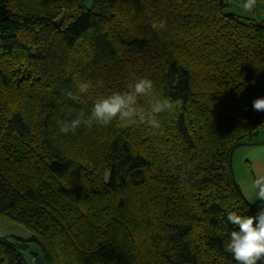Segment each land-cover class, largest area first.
<instances>
[{
    "label": "trees",
    "instance_id": "obj_1",
    "mask_svg": "<svg viewBox=\"0 0 264 264\" xmlns=\"http://www.w3.org/2000/svg\"><path fill=\"white\" fill-rule=\"evenodd\" d=\"M230 1L0 0V215L30 232L0 264L29 243L42 264H237L227 214L255 213L229 152L264 124V19ZM140 78L174 104L159 129L59 132Z\"/></svg>",
    "mask_w": 264,
    "mask_h": 264
},
{
    "label": "clouds",
    "instance_id": "obj_2",
    "mask_svg": "<svg viewBox=\"0 0 264 264\" xmlns=\"http://www.w3.org/2000/svg\"><path fill=\"white\" fill-rule=\"evenodd\" d=\"M257 0H244L243 9L252 12ZM153 30L166 27V21L151 25ZM101 87L102 82H97ZM153 82L147 78H140L127 86L124 92H115L107 97L94 101L90 115L78 113L71 120L59 121V132L67 134L75 132L81 127L91 129L94 125L108 126L116 121L125 126L137 124L146 125L155 131L161 127L158 119L162 113L170 112L174 104L167 98H156L153 93ZM92 84L88 81L80 82L76 92H66L65 95L74 101H79L80 94L89 93ZM145 99L148 109L139 106L141 99ZM178 103V102H177ZM252 109L264 112V96L252 100ZM246 110V109H245ZM255 177L252 187L257 190L260 201L255 215L241 216L235 212L227 214V221L235 226L225 246L237 264H261L264 262V158L253 156L251 158Z\"/></svg>",
    "mask_w": 264,
    "mask_h": 264
},
{
    "label": "rangeland",
    "instance_id": "obj_3",
    "mask_svg": "<svg viewBox=\"0 0 264 264\" xmlns=\"http://www.w3.org/2000/svg\"><path fill=\"white\" fill-rule=\"evenodd\" d=\"M230 2H236V4L238 5H243L244 3L242 0H231ZM261 138H264V132L257 135L252 134L250 137H246L247 141L250 140L251 142L255 140H261ZM257 144L238 145L236 147L234 146L230 158L234 179L243 196L256 210H258L260 201L257 198V190L252 187L255 172L253 170L251 158L253 156L257 157L258 154L254 151H249L252 148L258 147ZM1 236L28 238L30 236V232L23 225L12 221L7 216L0 215V237ZM34 247H36L34 243H29V248L26 251V256L28 257V259L31 258L29 251L31 249L34 250ZM31 264L37 263L32 262Z\"/></svg>",
    "mask_w": 264,
    "mask_h": 264
},
{
    "label": "crops",
    "instance_id": "obj_4",
    "mask_svg": "<svg viewBox=\"0 0 264 264\" xmlns=\"http://www.w3.org/2000/svg\"><path fill=\"white\" fill-rule=\"evenodd\" d=\"M255 11H256L255 13L257 14V16L259 18L264 19V2L256 3ZM261 96H264V92L259 97H261ZM257 115H260L264 119V112H257ZM262 132H264V124L256 132H254L252 134H256L257 135V134H260ZM255 143L256 144L258 143L257 144L258 147L252 148L249 152L254 151V152H256L258 154L257 157L264 158V138H261V140H255V141H252V142L250 140L247 141V139H245L244 141L240 142V144H237L236 146H238V145H249V144L256 145ZM32 260L33 259L31 258L30 261L32 262Z\"/></svg>",
    "mask_w": 264,
    "mask_h": 264
},
{
    "label": "water",
    "instance_id": "obj_5",
    "mask_svg": "<svg viewBox=\"0 0 264 264\" xmlns=\"http://www.w3.org/2000/svg\"><path fill=\"white\" fill-rule=\"evenodd\" d=\"M238 144H240V143H238ZM233 148H234V146L231 148V150H230V152H229V167H230V171H231V175H232L233 181H234L235 185L238 186L237 183H236V181H235V179H234V176H233V173H232V168H231V163H230V158H231V154H232V150H233ZM252 208H253V207H252ZM253 211H254V213L256 214L257 210H256L255 208H253ZM29 254L32 256V259H33V261H34L35 263H37V264H42V263L44 262V257H43V255H42L41 253H39L37 250H32V249H31V250L29 251Z\"/></svg>",
    "mask_w": 264,
    "mask_h": 264
}]
</instances>
